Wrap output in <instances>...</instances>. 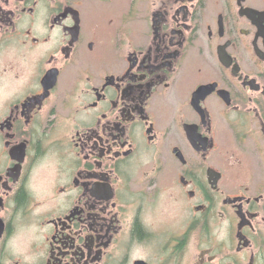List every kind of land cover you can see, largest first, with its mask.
Segmentation results:
<instances>
[{
    "label": "flooded vegetation",
    "instance_id": "1",
    "mask_svg": "<svg viewBox=\"0 0 264 264\" xmlns=\"http://www.w3.org/2000/svg\"><path fill=\"white\" fill-rule=\"evenodd\" d=\"M0 264H264V0H0Z\"/></svg>",
    "mask_w": 264,
    "mask_h": 264
}]
</instances>
